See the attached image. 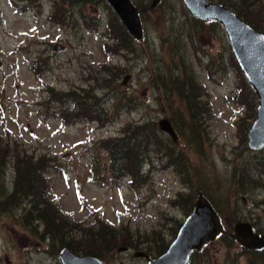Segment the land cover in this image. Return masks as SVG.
<instances>
[{
  "label": "rangeland",
  "instance_id": "374dc122",
  "mask_svg": "<svg viewBox=\"0 0 264 264\" xmlns=\"http://www.w3.org/2000/svg\"><path fill=\"white\" fill-rule=\"evenodd\" d=\"M160 1L155 12L141 17L143 40L131 50L114 53L112 40L104 36L112 22L102 3L77 4L72 18L66 0H0V147L7 155L0 159V188L12 190L14 161L25 155H32L34 162L42 157L62 162L64 166L46 171V202L82 228L94 229L100 222L128 232L122 241L131 250L118 253L115 247L102 257L104 264H146L145 258L133 254L169 244L188 212L183 206L193 202L198 191L225 219L235 221L245 214L264 228V150L254 152L247 146L255 110L247 101L224 31L205 25L192 42L187 34L192 22L181 8L182 0ZM53 4L67 23L57 14L49 18ZM83 15L99 17L98 33L82 22ZM107 42L109 49H104ZM36 58L40 63L34 72L31 63ZM182 59L191 64L206 99L204 124L194 128L181 122L180 115L190 119L179 97L168 98L151 81L153 75L161 76L159 72L168 76L167 65ZM51 89L53 95L73 91L76 98L83 90L95 94L109 118L103 125L70 117L67 122L61 110L67 100L50 96ZM163 117L174 124L177 142L157 130L159 142L154 139L143 176L134 180L125 172L115 178L107 144L100 139L122 136L128 124L157 126ZM244 177L250 178L252 188L245 189V180V191L236 193L237 181ZM10 203L9 210L0 213V254L5 242L12 247L17 243L21 256L11 253L13 264H62L56 252L60 242L41 238L40 221L31 226L23 215L26 209ZM228 241L209 243L193 264H247L248 254L238 255L241 247Z\"/></svg>",
  "mask_w": 264,
  "mask_h": 264
},
{
  "label": "trees",
  "instance_id": "16d2710c",
  "mask_svg": "<svg viewBox=\"0 0 264 264\" xmlns=\"http://www.w3.org/2000/svg\"><path fill=\"white\" fill-rule=\"evenodd\" d=\"M66 1L71 6L72 18L76 15V12H72V7H75L77 4H104L107 10H109V17L112 22V24H109V32L105 31L106 34L104 36L108 41L112 40V51L117 53L121 50H131L134 48L133 46L137 40L126 31L117 14L110 7L106 0ZM215 1L231 8L251 27L259 32L264 33V3H258L259 0ZM132 2L137 8H141L149 5L151 0H145L144 2L132 0ZM160 5L161 1L156 7L145 12H141L140 17H144L149 15V13L155 12L157 7H160ZM180 5L182 10L187 14V18L192 22V27L187 29V34L192 38V42L194 41V38H196L195 35L202 33V28L205 25H209L213 30L217 28L222 32L224 31L220 23L217 21H202L197 18L190 17L189 13L184 8V5L182 3H180ZM55 14L60 16V22L62 24L67 23L63 20L64 17L66 20L64 13L60 10L58 5L53 4L49 18L53 19ZM98 18L99 17L93 19L91 16H81L82 22H85L89 29L97 33L101 28V22ZM107 28L108 25L106 24L105 30H107ZM176 33H178V31H175V34ZM223 34L225 39L226 34L224 32ZM225 40L227 41V39ZM226 46L227 50L230 51L228 45ZM103 47L104 49H109V43H103ZM231 56L234 59L233 62L235 64L236 60L233 54H231ZM176 58L177 56L175 59ZM39 63L40 58H36L32 61L31 68L34 72L38 71ZM236 68L238 69L240 76L244 81L245 91L248 94L247 101L253 110H255L257 105V97L255 92L246 81L238 64L236 65ZM166 70L169 72L168 76L163 77L162 73L159 72V75L161 76L154 79L153 75L151 81L154 82L156 87L161 89L163 94H166L168 98L176 95L184 103L190 120L187 121L183 118V115H180V119L183 124H188L193 128L202 121L204 124V116L206 114L203 108L206 109V107L205 103L203 106L202 101H206V99L203 95L204 93L201 91L203 85L201 84L202 86H200V84L197 82L198 80H196L194 76L193 68L191 67V64H189V61H186L185 59L178 60L176 63L167 65ZM36 74L38 75L39 72ZM53 92L54 91L51 89L50 96L53 95ZM82 92L83 95L81 96V94H79L77 98L74 97L73 91H65L63 93H56L53 95L56 96L58 100H67L68 104L65 103L61 109L66 111L63 116V120L67 121L66 118L69 120L68 117H70L72 121L89 120L100 121L102 125L105 124L104 120L109 118L105 107L102 106V103L100 105L99 101L97 102L98 99L96 98L95 94L91 95L86 90H83ZM86 99H91V101L88 100V102H86ZM157 130H159L158 126L152 122H145L142 124H128L123 130L122 136L100 139L101 142L99 143H105V145L107 144V146L104 147L108 149V153L110 155V171L115 178L125 172L127 176H133L134 180H138L139 177L141 178V176H143V173H141L142 166L147 160L148 152H150V148L153 146L155 141L159 142L157 136L155 137ZM0 146H3L1 140ZM2 152L4 151L2 147H0V159L7 156ZM39 160V162H34L32 155H25V158L22 160L14 161V186L12 190L9 189L11 191L9 192V190L6 187L4 188L2 185V189L0 188V197L2 196L0 198V205H8V203L11 202L15 205V208L18 207L19 209H22L23 207L26 209L23 215L31 226L34 225L35 220L37 221L36 223L40 221L39 224L41 223L43 229L41 238H51L60 242L58 244L59 248L56 247V252L59 251L60 247L64 246L70 248L74 253L77 254H90L102 258L108 252L113 251L115 247L128 244V242L122 241L123 239H126V236L128 235V232L125 229L112 228L100 222L94 228L96 230L92 229V227L82 228L76 223L67 219L66 216L60 213L61 211H59L58 208L48 204L45 200L47 198L48 188L46 171L50 166L56 165L57 167H60L61 164L63 165V163L52 157H42ZM3 164L4 162L0 161L1 175L4 173ZM177 167L179 168L180 166L177 165ZM26 202L27 205L25 204ZM177 202L178 204H181L180 197L177 198ZM32 203L34 204V207H31ZM188 204H192V201ZM183 208H185V206H183ZM120 237L122 238L119 239ZM83 239L89 240L85 241L86 243H81L80 241ZM107 240H109V242ZM167 246L168 244L161 245V243H158L151 248L149 253L159 255L167 249ZM250 256L251 258L247 264H264V251L262 253H253V255Z\"/></svg>",
  "mask_w": 264,
  "mask_h": 264
},
{
  "label": "water",
  "instance_id": "95a60500",
  "mask_svg": "<svg viewBox=\"0 0 264 264\" xmlns=\"http://www.w3.org/2000/svg\"><path fill=\"white\" fill-rule=\"evenodd\" d=\"M106 1L115 11L126 31L140 41L143 38L140 13L154 8L160 0H151L149 5L141 8H137L132 0ZM182 2L191 16L202 21H217L224 29L230 50L258 98L256 116L247 132L248 146L251 149L263 147L264 33L255 30L222 3L212 0H182ZM126 79L127 76L124 77V80ZM157 126L161 132L177 142L178 134L167 117L160 118ZM222 230V224L213 205L202 192H199L191 214L186 217L167 249L153 259L142 251L136 252L135 256L147 258V264H188L190 252L200 249ZM234 238L246 249L264 248V235L255 234L249 223L236 224ZM59 257L62 264H102L96 256L78 255L67 247L60 250Z\"/></svg>",
  "mask_w": 264,
  "mask_h": 264
},
{
  "label": "flooded vegetation",
  "instance_id": "af4514ba",
  "mask_svg": "<svg viewBox=\"0 0 264 264\" xmlns=\"http://www.w3.org/2000/svg\"><path fill=\"white\" fill-rule=\"evenodd\" d=\"M190 15V14H189ZM190 17H193V16H191L190 15ZM193 18H196V17H193ZM198 19V18H197ZM200 20V19H199ZM247 146H248V144H247ZM249 147V146H248ZM251 151H254V152H258V151H262V150H264V146L263 147H261V148H259V149H251V148H249ZM262 173H264V170H263V172ZM246 180V183H245V185H244V181ZM250 180V178H247V177H244L243 179H241V178H239V180L237 181V185H238V187L236 188V193L238 192V191H245V189H248V188H252V186L251 185H249V184H247V182ZM243 185H244V187H245V189H244V187H243ZM199 192H201V191H198L197 192V195H196V198H195V200L192 202V204H187L186 206H185V210L186 211H188L187 212V214H186V217H188L190 214H191V212H192V210H193V207H194V203H195V201H196V199H197V197H198V193ZM203 194V193H202ZM204 195V194H203ZM205 196V195H204ZM206 197V196H205ZM209 201H210V203L212 204V202H211V200L208 198V197H206ZM10 205L12 206V207H14L15 205L13 204V203H10ZM213 205V204H212ZM15 208V207H14ZM213 208H214V210L216 211V213L218 214V216H219V219H220V222H221V224H222V227H223V230L216 236V237H214L213 238V240H211V241H208V242H206L200 249H198V250H192L191 252H190V256H189V262H188V264H193V260H194V258L199 254V253H201V252H203L205 249H206V247H207V245L209 244V243H212V242H214L216 239H227V240H229L228 242H233L234 244H237L239 247H241V249H242V252L241 253H239L238 255H247L248 254V256H249V259L251 258V256L250 255H253V253H259V252H263L264 251V248L263 249H260V250H256V249H246L245 247H243L242 245H240L239 243H238V241L236 240V238H234V235H235V225L236 224H238V223H249L250 225H251V227H252V229H253V232L255 233V234H258V235H260V236H262V235H264V228H259L258 227V224H257V222H256V220L254 219V218H251V217H248L247 215H245V214H242L241 215V218H239V219H236V218H234L235 219V221H230V220H228V219H225L224 218V216H223V213L221 212V210L219 211V209H217V208H215V206L213 205ZM9 210V208H8V206L7 205H0V213H6L7 211ZM186 217L184 218V220L186 219ZM184 220L178 225V228H177V231H176V233H175V236L177 235V232H178V230H179V228H180V226H181V224L184 222ZM227 226H230L231 228H232V230L231 231H227V229H226V227ZM175 236H174V238H175ZM173 238V239H174ZM172 239V240H173ZM8 242H5L3 245H2V247L3 248H5V251H2L1 253L2 254H0V264H13L12 262V259H10V254L12 253V255H14V254H16L17 256L16 257H20L21 255V251H20V248H18L17 247V243H15V245L12 247V246H9L8 244H7ZM170 244V243H169ZM168 244V245H169ZM131 246H130V244H123V245H119L117 248H116V251L118 252V253H121V252H127V251H129V250H131V248H130ZM214 247H215V244H214ZM134 248V247H133ZM70 249V248H69ZM71 250V249H70ZM149 251H151V248H149L148 249V251L147 252H145V251H142V252H145V253H147V255H148V257L149 258H151V259H153V258H156V257H158L159 255H161V254H159V255H155V254H152V253H149ZM110 253H112V252H110ZM109 253V254H110ZM136 253V252H135ZM135 253L133 254L134 255V257H141V256H135ZM114 254V253H113ZM80 255H82V254H80ZM86 255H90V254H86ZM58 256H59V252H58ZM93 256V255H92ZM97 257V256H96ZM99 258V257H98ZM143 258H145V257H143ZM101 261H102V264H104V262H103V260H102V258H99ZM146 259V263H147V258H145ZM248 259V258H247ZM249 261V260H248ZM247 261V262H248ZM15 264H21L20 262L19 263H15Z\"/></svg>",
  "mask_w": 264,
  "mask_h": 264
}]
</instances>
